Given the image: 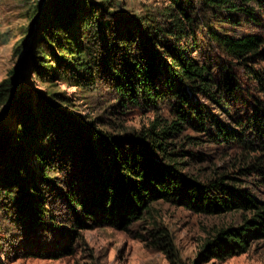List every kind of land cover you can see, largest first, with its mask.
<instances>
[{
	"label": "trees",
	"instance_id": "1",
	"mask_svg": "<svg viewBox=\"0 0 264 264\" xmlns=\"http://www.w3.org/2000/svg\"><path fill=\"white\" fill-rule=\"evenodd\" d=\"M105 7L92 0H47L29 58L32 76L92 85L104 64L119 107L155 110L164 102L170 117L156 114L147 127L112 136L66 113L64 103L56 102L58 93L19 94L21 73L13 70L0 84V107L7 105L3 116H8L0 124V211L16 214L15 221L33 238L40 232L55 235L48 247L29 241L27 257L57 258L71 250L73 228L126 230L150 216L159 201L206 215L241 212L242 223L218 229L200 256L223 261L246 252L264 238V202L231 176L201 181L183 170L184 157H201L187 147L211 142L234 145L246 155L250 162L238 168L241 175L249 168L264 175V70L254 68L264 59V37L210 30L207 40L226 58L219 60L203 52L197 38L199 10H222L237 25L233 17L239 12L256 20L254 10L264 11V0H167L157 19L144 15L138 20ZM238 70L260 97L252 98L248 111L229 117L231 103L245 101ZM202 98L227 121L209 115ZM187 128L196 135L184 134ZM52 169L64 171L63 180L54 183ZM54 190H62L59 195L71 212L69 228L51 225L44 209ZM150 234L165 248L170 264H182L166 233L152 229Z\"/></svg>",
	"mask_w": 264,
	"mask_h": 264
},
{
	"label": "rangeland",
	"instance_id": "2",
	"mask_svg": "<svg viewBox=\"0 0 264 264\" xmlns=\"http://www.w3.org/2000/svg\"><path fill=\"white\" fill-rule=\"evenodd\" d=\"M92 1L103 4L110 12L134 20L144 15L157 19V12L167 3V0ZM46 3L47 0H0V84L13 70L23 66L26 54L23 49L30 36L34 37L35 41V37L39 34L40 16ZM254 15L256 20L241 12L237 13L233 17L235 22H238L235 25L228 22V16L222 10L217 13L212 10H199L200 27L197 36L199 48L207 55L214 56L216 60L226 59L223 53L207 40L210 30L235 37L245 34L264 37V11L256 9ZM112 59L113 57H110V61H116L115 65L118 66L117 59ZM254 68L264 70V59L257 60ZM99 69L94 84L85 82V85H78V82L71 78L63 79L56 76L45 81L34 77L29 66L26 73L21 72L18 79L19 94L33 91L45 94L58 93L61 97L60 99L57 97L56 102L64 103L66 113L112 136L139 131L147 127L156 114L170 117V107L164 102L159 103L155 110L143 106L125 109L119 107L116 98L118 93L109 79L107 70L104 69V64H101ZM237 76L246 90L243 94L245 101H241L242 99L233 101L229 117L248 111L252 98L260 97L253 91L252 83L247 80L242 70H238ZM200 101L204 103L209 115L220 121H227L225 115L208 101L203 98ZM6 110L7 105L0 107V124L8 119V116H3ZM184 134L196 135L190 128H187ZM183 142L185 146L189 145L188 141ZM187 150L201 157L200 160L184 157V160H188L184 172L197 176L201 181L213 179L220 174L231 176L235 178L234 182L237 186L248 190L256 199L264 202V175L250 168L241 175L238 168L244 167V164L250 160H245L246 155H241L234 145L218 146L211 142H203L201 146L187 147ZM256 154L260 155L258 152L251 153L249 157L252 158ZM261 159L264 167V155ZM49 173L57 177L54 183L63 180L64 171L52 169ZM224 181L230 182L231 179ZM59 191H51L43 206L46 213L50 214L48 216L52 217L54 223L51 225L69 228L73 223L72 215L66 201L60 197ZM15 216L16 214L0 211V264H170L165 248L154 243L150 234L152 229L166 233L175 248L176 257L182 264H264V238L253 241L246 252L223 261L216 259L205 261L200 256L204 242L218 229L239 226L242 223L241 212L206 215L195 213L180 205L159 201L154 203L150 216L136 221L126 230L110 226L73 228L75 233L71 237V250L63 251L64 254L57 258L27 257L26 248L29 246V241L32 239L33 242L40 241L48 247L55 235L40 232L33 238L35 235L30 233L27 235L25 226L20 222L17 223Z\"/></svg>",
	"mask_w": 264,
	"mask_h": 264
},
{
	"label": "water",
	"instance_id": "3",
	"mask_svg": "<svg viewBox=\"0 0 264 264\" xmlns=\"http://www.w3.org/2000/svg\"><path fill=\"white\" fill-rule=\"evenodd\" d=\"M30 36L29 37V41L27 42V45L24 47L23 49V52L26 53L25 54V60H24V64L21 68H18V72L19 73H26L27 69L29 68V58H30V55L34 49V37ZM32 39V40H31ZM28 51V53H27ZM23 69V70H22Z\"/></svg>",
	"mask_w": 264,
	"mask_h": 264
}]
</instances>
